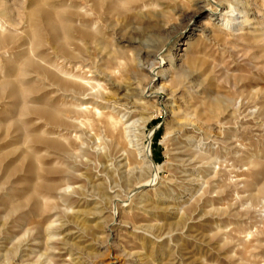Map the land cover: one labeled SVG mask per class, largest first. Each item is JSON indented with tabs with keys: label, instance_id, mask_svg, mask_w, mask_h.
I'll return each mask as SVG.
<instances>
[{
	"label": "rangeland",
	"instance_id": "obj_1",
	"mask_svg": "<svg viewBox=\"0 0 264 264\" xmlns=\"http://www.w3.org/2000/svg\"><path fill=\"white\" fill-rule=\"evenodd\" d=\"M222 2L0 0V264H264V0Z\"/></svg>",
	"mask_w": 264,
	"mask_h": 264
},
{
	"label": "bare ground",
	"instance_id": "obj_2",
	"mask_svg": "<svg viewBox=\"0 0 264 264\" xmlns=\"http://www.w3.org/2000/svg\"><path fill=\"white\" fill-rule=\"evenodd\" d=\"M221 4H223L222 5V12L221 13L212 12V15L213 14L216 15V18L221 21V23L223 24L224 27L231 28L232 30L240 31L243 28L245 29L247 27V25L249 27V25L252 24V22H251L252 17H250L249 2L247 3L246 0H224V2H222ZM260 13L262 14V12L259 11V14ZM260 24H261L260 29L262 30L261 35L264 38V23H260ZM247 31L249 33V30H247ZM238 33H241V32H238ZM171 65H174V63H172ZM192 66H193V63L191 61H188L187 62V68L189 69ZM186 74L187 73H186L185 69H180L178 76L180 78H183L186 76ZM160 89H162V87H160ZM18 248H19V246L17 247V249Z\"/></svg>",
	"mask_w": 264,
	"mask_h": 264
}]
</instances>
